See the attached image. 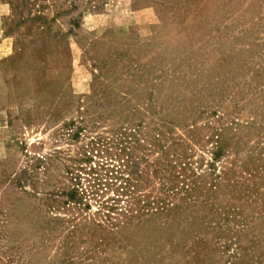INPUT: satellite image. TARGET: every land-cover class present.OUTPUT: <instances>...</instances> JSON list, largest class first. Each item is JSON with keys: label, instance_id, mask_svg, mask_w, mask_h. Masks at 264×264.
Instances as JSON below:
<instances>
[{"label": "rangeland", "instance_id": "obj_1", "mask_svg": "<svg viewBox=\"0 0 264 264\" xmlns=\"http://www.w3.org/2000/svg\"><path fill=\"white\" fill-rule=\"evenodd\" d=\"M0 264H264V0H0Z\"/></svg>", "mask_w": 264, "mask_h": 264}, {"label": "trees", "instance_id": "obj_2", "mask_svg": "<svg viewBox=\"0 0 264 264\" xmlns=\"http://www.w3.org/2000/svg\"><path fill=\"white\" fill-rule=\"evenodd\" d=\"M262 30V29H261Z\"/></svg>", "mask_w": 264, "mask_h": 264}]
</instances>
